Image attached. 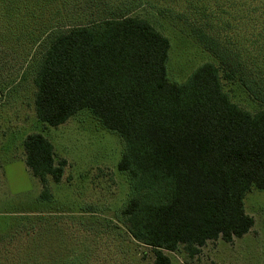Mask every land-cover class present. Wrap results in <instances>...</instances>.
Masks as SVG:
<instances>
[{
    "label": "trees",
    "instance_id": "obj_1",
    "mask_svg": "<svg viewBox=\"0 0 264 264\" xmlns=\"http://www.w3.org/2000/svg\"><path fill=\"white\" fill-rule=\"evenodd\" d=\"M227 4L242 14L248 47L237 48L235 36L228 46L197 27V40L218 65L204 63L184 82L168 77L169 39L138 16L57 24L36 44L38 119L58 127L89 110L122 139L118 167L132 192L121 215L155 264H170L166 252L181 246L195 252L209 241L233 242L255 225L245 196L264 190V0ZM223 78L239 81L260 108L234 103ZM24 148L26 166L44 186L40 199L51 200L49 180L61 182L67 161L56 162L42 133L28 135Z\"/></svg>",
    "mask_w": 264,
    "mask_h": 264
},
{
    "label": "rangeland",
    "instance_id": "obj_2",
    "mask_svg": "<svg viewBox=\"0 0 264 264\" xmlns=\"http://www.w3.org/2000/svg\"><path fill=\"white\" fill-rule=\"evenodd\" d=\"M4 1L0 0V264H155L153 251L132 237L121 215L132 192L129 176L118 167L122 139L89 110L58 127L38 119L33 78L41 46L36 44L47 27L57 24L138 16L169 39L168 77L184 82L202 64L218 65L197 40V27L219 34L228 46L233 45L227 40L235 36L237 48H242L248 33L242 14L231 10L227 2L232 0ZM11 9L18 15L11 17ZM2 12L7 15L2 17ZM223 85L242 108H260L239 81L223 78ZM34 133L53 143L58 164L67 161L61 182L49 180L51 200L40 199L44 186L26 166L24 141ZM245 210L255 220L249 233L233 242L209 241L195 252L181 246L177 252H166L170 264H264V190L247 193Z\"/></svg>",
    "mask_w": 264,
    "mask_h": 264
}]
</instances>
